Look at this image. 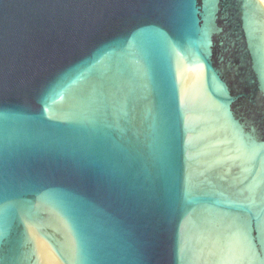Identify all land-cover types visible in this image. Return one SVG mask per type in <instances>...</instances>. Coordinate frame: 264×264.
I'll return each mask as SVG.
<instances>
[{"label":"water","instance_id":"water-1","mask_svg":"<svg viewBox=\"0 0 264 264\" xmlns=\"http://www.w3.org/2000/svg\"><path fill=\"white\" fill-rule=\"evenodd\" d=\"M0 264H264V0H0Z\"/></svg>","mask_w":264,"mask_h":264}]
</instances>
